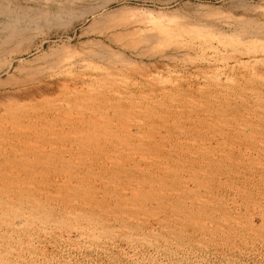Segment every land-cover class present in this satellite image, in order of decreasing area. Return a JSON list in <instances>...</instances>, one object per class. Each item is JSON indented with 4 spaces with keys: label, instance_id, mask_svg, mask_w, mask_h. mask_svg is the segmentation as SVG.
Segmentation results:
<instances>
[{
    "label": "rangeland",
    "instance_id": "obj_1",
    "mask_svg": "<svg viewBox=\"0 0 264 264\" xmlns=\"http://www.w3.org/2000/svg\"><path fill=\"white\" fill-rule=\"evenodd\" d=\"M102 1V38L131 66L0 91L1 123L94 79L0 150V264H264V0ZM92 23L34 32L12 72L81 56Z\"/></svg>",
    "mask_w": 264,
    "mask_h": 264
},
{
    "label": "bare ground",
    "instance_id": "obj_2",
    "mask_svg": "<svg viewBox=\"0 0 264 264\" xmlns=\"http://www.w3.org/2000/svg\"><path fill=\"white\" fill-rule=\"evenodd\" d=\"M14 2L15 0H0V91H5V94L6 92H14V96L17 94L20 96L25 94L27 95V93L30 92V89L33 90L35 87L37 90L43 83L37 87L35 86L36 84H40L44 81H51V77L57 69H60L61 67H70L80 63H89L87 64L88 69L122 71L123 67H129L133 60L127 57L124 53H119L120 50L115 52L102 38L103 29L99 24V19L101 18L100 16L102 15V12L109 6L108 1L56 0L54 7L46 10H42L41 8L34 15L30 14L32 12H30L31 9L19 6ZM236 6L247 10L253 6V2L252 0H236ZM231 13L229 17L232 21L240 24L242 23L245 27L247 26L246 24H249L243 19V13L235 12L233 10ZM91 18L93 19L92 25L87 29V31H85V33H83V36L86 37L87 40L82 42L79 47L82 53L81 56L68 51L58 58L46 60L43 64L32 67L27 71L16 69L12 72L14 59L21 56L14 55L12 53L24 51L28 43L29 36H31L34 32L43 30L44 28L50 29L54 26L74 28L79 24L85 23ZM245 27H243V29H245ZM250 27H252V25H250ZM255 29H261V31H263L262 26H259V28L256 27ZM259 30L256 32H261ZM245 34L250 35L251 33L246 32ZM117 53L120 54V57ZM117 55L118 57H116ZM4 75H8V77L4 78ZM78 78L71 79L73 89L70 93H61L62 95L55 98L44 97L42 101H38L36 103L10 108V110H8V119H5L0 123V138L3 139L0 142V150L4 149L6 151H10L18 147V144L12 140V138L28 137L29 133L34 130L33 122L46 119L48 117L50 118L53 112L58 110L59 104L63 102H72V100L75 101L77 95H79L76 85L83 84L85 86H89L93 84L94 81L92 78H83L82 80H79ZM42 91L44 93L46 92L44 90H40V92ZM38 93L39 91L36 94ZM44 93L41 95H44ZM46 93L48 94V92ZM36 94L33 95L31 93L30 96H36ZM49 94H52V92H49ZM20 121H26L25 126L19 125Z\"/></svg>",
    "mask_w": 264,
    "mask_h": 264
}]
</instances>
